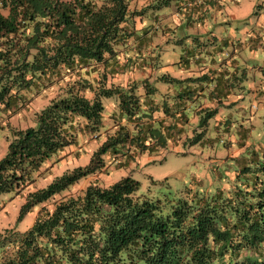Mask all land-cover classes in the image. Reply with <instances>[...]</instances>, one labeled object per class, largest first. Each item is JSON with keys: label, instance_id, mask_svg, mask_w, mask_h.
Returning <instances> with one entry per match:
<instances>
[{"label": "trees", "instance_id": "obj_1", "mask_svg": "<svg viewBox=\"0 0 264 264\" xmlns=\"http://www.w3.org/2000/svg\"><path fill=\"white\" fill-rule=\"evenodd\" d=\"M144 9L127 0H0V111L25 106L33 92L53 84L60 88L29 125L10 128L0 157V193L20 192L44 162L77 145L79 133L98 130L103 96L118 97L120 113V119L109 115L114 129L105 131L86 164L26 193L16 221L36 204L39 208L24 230L0 226V264H264V138L246 146L244 130L235 137L243 152L231 155L223 170L232 172L228 186L218 181L208 190L187 188L165 214L159 199L136 194L139 181L131 174L108 185L89 182L81 193L55 198L102 170L105 154L113 166H127L169 139L188 138L182 106L190 96L160 103L147 77L113 78L118 71L147 69L145 53L155 28L139 25L136 16ZM174 27L162 24L161 36ZM194 40L209 51L206 42ZM194 49L185 44L173 63L184 69L203 65ZM127 52L133 65L123 60ZM210 56L214 60L215 54ZM214 68L161 77L178 81L180 94L187 88L197 93L203 81L216 78L209 95L222 101L232 93L229 71ZM254 85L252 94L264 96V86ZM50 199L52 208L44 203Z\"/></svg>", "mask_w": 264, "mask_h": 264}, {"label": "rangeland", "instance_id": "obj_2", "mask_svg": "<svg viewBox=\"0 0 264 264\" xmlns=\"http://www.w3.org/2000/svg\"><path fill=\"white\" fill-rule=\"evenodd\" d=\"M127 1L130 6L145 7L143 13L137 15L136 19L139 25H154L155 32L148 40L151 49L145 53L146 56L148 54L145 72L118 71L113 78L139 75L147 77L155 86L156 92L152 97L160 103L164 101L171 103L186 95L190 96L191 99L182 106L189 119L184 122V132L188 134V138L179 139L177 143L169 139L152 152H142L127 166H113L105 154L107 164L102 170L82 178L71 189L63 191L55 198L81 193L89 182L108 185L123 175L131 174L139 181L136 194L159 199L161 210L165 214L179 197L186 195L187 188L208 190L218 181L228 186L226 178L231 177L232 172L228 169L224 172L223 170L232 160L230 156L240 155L245 147H238L235 141L239 131L244 130L247 133L246 146L256 145L264 138V96H254L251 90L256 87L254 84L264 86V0H223L220 8L212 6L205 9L203 21L197 15L180 14L175 23L169 19L170 25L175 27L165 38L161 36L160 27L167 21L163 22L162 17L167 20L180 0H168V3L161 4L159 3L163 0ZM155 15L160 17L158 21L154 18ZM176 23L178 25H175ZM154 33L158 35L154 36ZM179 37L182 42L176 41ZM198 37L207 43L208 52L207 48L196 45L198 42L194 38ZM185 44L194 45L196 48L194 51L200 53L203 60L215 67L214 69H228L232 93L226 99L222 97L221 101L214 95L212 97L209 95L216 78L210 79L209 82L203 81L204 86L202 90L198 89L197 93L202 91L204 94H197L196 90L187 91L189 88L181 90L180 92L184 93L180 94L177 93L178 81L161 77L164 73L171 76H188L192 73L197 75L195 64L189 69H181L176 62L172 63L183 51L182 46ZM212 54H215L214 60L211 59ZM127 55L128 52L123 60L133 65L132 59ZM188 82L196 84L198 80ZM59 90V85L53 84L40 91L31 92L32 96L25 106L17 110L0 111V157L6 152L10 128L29 125L33 113L55 97ZM102 101L103 121L98 130L79 133L78 144L66 146L44 162L40 169L42 172H35L32 182L20 192L10 190L0 193L1 227L16 226L20 230L26 229L31 225L39 208L36 204L20 221H16L26 193L47 185L66 169L88 162L92 151L104 139L105 131L114 129L113 120L109 115L115 113L120 119L118 97L103 96ZM213 108L215 109L211 112ZM167 117L169 119V116ZM228 140L231 142L229 146L225 144ZM44 203L50 208L53 207L52 199Z\"/></svg>", "mask_w": 264, "mask_h": 264}, {"label": "crops", "instance_id": "obj_3", "mask_svg": "<svg viewBox=\"0 0 264 264\" xmlns=\"http://www.w3.org/2000/svg\"><path fill=\"white\" fill-rule=\"evenodd\" d=\"M222 1L223 0H219V2L215 1V0H180V3H178L176 5V9L173 10L171 16L168 17L167 20H164L162 17V20H163V22L164 21L168 22L170 19V20H172V22L175 23L176 20L178 19L177 16H179L180 14L187 15V16L197 15V17H199V15H204V11L208 7L214 6L216 8H220L222 6ZM203 20H204V18H203ZM203 30H204V28H203ZM207 65L208 64L206 62H204V64L201 66H199V65L195 66V70L198 73H200L201 71H203L204 69L207 68ZM179 68H181V67L179 66ZM194 74H196V73H192L189 75H194ZM175 77H186V76L175 75ZM165 118H166V116H165ZM167 119H168V117H167Z\"/></svg>", "mask_w": 264, "mask_h": 264}]
</instances>
